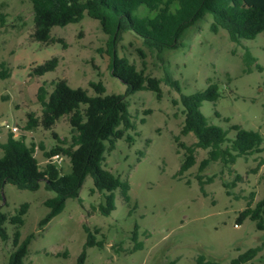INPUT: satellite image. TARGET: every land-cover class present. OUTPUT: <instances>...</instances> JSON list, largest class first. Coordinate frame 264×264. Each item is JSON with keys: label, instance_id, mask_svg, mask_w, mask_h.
Wrapping results in <instances>:
<instances>
[{"label": "rangeland", "instance_id": "374dc122", "mask_svg": "<svg viewBox=\"0 0 264 264\" xmlns=\"http://www.w3.org/2000/svg\"><path fill=\"white\" fill-rule=\"evenodd\" d=\"M0 12L6 17L0 26V63L5 62L11 71L10 78L0 79V143L10 134L4 123L25 127L28 114H41L37 93L44 84L51 93L54 81L66 80L71 88H83L96 96L90 84L102 81L107 94L125 95L127 86L109 68L108 36L98 20L85 13L79 23L54 27L51 36L63 39L65 48L59 42L44 45L31 38L34 11L30 0H0ZM134 14L154 15L146 7ZM212 23L210 13L199 18L185 31L178 48L160 55L145 49L134 33L121 35L119 56L128 58L147 76L163 78L168 73L181 88L178 92L162 83L161 98L149 90L126 98L135 124L129 134L135 142L130 145L126 139L119 140L107 155L105 167L122 181H129L130 203L123 200L118 189L116 210L110 216L101 215L98 206L104 197L91 192L94 184L88 176L80 191L82 202L69 199L64 211L41 228L40 222L48 213L44 202L55 193L44 188L36 192L20 190L12 184L0 190V208L7 215H15L25 203L30 205L20 228L22 239L33 235L24 264H79L87 240L85 226L94 233L98 230L96 237L105 244L104 248H88L84 264H198L200 257L231 264L251 248L264 244V231L257 229L256 222H238L251 200L254 207L264 198V152L240 158L230 168L213 163L200 172L208 151L196 149V165L182 177L176 176L185 151L175 138L179 136L188 146L195 145L196 139L193 134L181 135L184 108L174 101H179L182 94L205 91L209 79L218 84L222 95L218 101L202 105L209 124L228 131L231 140L237 136L232 129L235 125L259 132L264 138V34L236 45L227 31L214 33ZM138 49L144 50V59ZM246 49L257 58L251 72H247L243 60ZM53 57L61 60L55 71L31 76L34 67ZM54 132L61 139H70L68 117L60 119L52 130H34L26 139L28 145L36 146L42 169L48 163L45 151L56 144ZM3 156L0 148V159ZM57 166L63 174L71 172L65 157ZM237 175L241 176L239 181ZM137 225L138 241L144 248L132 251ZM6 228L9 240L0 239V264L8 262L13 250L15 227L7 223ZM247 264H264V250Z\"/></svg>", "mask_w": 264, "mask_h": 264}, {"label": "trees", "instance_id": "16d2710c", "mask_svg": "<svg viewBox=\"0 0 264 264\" xmlns=\"http://www.w3.org/2000/svg\"><path fill=\"white\" fill-rule=\"evenodd\" d=\"M34 11V31L31 38L44 45L56 42L67 45L63 39L51 36V30L56 27H65L69 24L79 23L85 13L101 24L103 32L108 36L107 53L110 56V70L114 77L121 80L126 86L125 95L107 94V88L102 81L91 83L90 86L97 93L90 96L88 90L83 88L73 89L66 80H56L53 91L49 93L46 84L38 89L37 101L41 106L39 116L34 113L27 115L26 129L45 131L52 130L63 117H68L71 126L70 139H61L53 133L56 144L45 157L50 159L61 155L68 159L71 172L63 174L59 167L47 163L42 169L35 155L36 146L28 145L25 137L15 139L9 134L0 148L4 156L0 159V190L7 184H12L20 190L32 192L44 188L55 193L47 199L44 205L48 208L47 215L41 220L40 227L47 226L51 220L60 215L69 199L78 200L80 191L88 176L93 180L92 193H100L104 202L98 206V211L103 216H110L116 210L115 191L120 189L123 200L131 202L129 181H122L110 170L106 169V157L116 149V144L121 139L132 145L135 139L129 131L135 129V124L129 109L127 97L142 91L155 92L162 97L161 84L171 86L181 92L180 84L168 73L163 78L147 76L145 71L139 70L128 58L119 56L118 44L121 35L134 33L142 39L145 49L158 55L166 50L178 48L179 41L187 29L193 26L199 18L212 14L213 23L211 30L219 33L225 30L230 40L236 45H242L243 40H255L264 34V0H30ZM141 7H146L154 15L138 16L134 12ZM5 15L0 12V26L5 22ZM144 59L146 54L143 49H138ZM243 60L247 65V72L256 64L255 58L249 49H246ZM60 58L53 57L33 68L31 76L42 77L55 71L60 65ZM11 77V71L5 62L0 63V79ZM209 86L205 91L192 95H181L175 105L181 104L184 108V124L181 135L193 134L196 143L188 146L180 142V137L175 138L178 147L185 151L184 162L176 176L182 177L193 168L196 163V149L208 151V156L200 164V172L206 170L213 163H221L230 168L240 158L261 154L264 152V138L259 132L245 130L237 125L232 129L237 131L234 140L229 139L228 131L221 127L209 124L202 113L204 102H216L221 98L218 84L209 79ZM151 113V111L146 112ZM145 119H142V123ZM41 148H45L41 145ZM202 183V176H199ZM241 179L237 175V181ZM211 180V179H210ZM235 185V183H233ZM229 189L230 185L224 183ZM203 190V188H202ZM230 195V191H227ZM30 205L23 204L18 212L9 216L0 208V239L9 240L6 224L15 227L13 250L6 264H24L28 255L29 245L33 235L22 239L20 228L25 223V216ZM250 219L257 224V229L264 231V198L254 207L253 201L248 203L238 218L239 224ZM87 240L84 250L79 258V264H84L87 258V249L92 247L104 248V241L97 239L98 230L92 232L89 227H84ZM139 226L133 232L135 247L132 251L142 250L144 244L138 241ZM264 250L262 246L251 248L231 264H247L253 262ZM198 264H218L207 260L205 257L198 259Z\"/></svg>", "mask_w": 264, "mask_h": 264}, {"label": "built area", "instance_id": "2783aa9c", "mask_svg": "<svg viewBox=\"0 0 264 264\" xmlns=\"http://www.w3.org/2000/svg\"><path fill=\"white\" fill-rule=\"evenodd\" d=\"M4 126H6L9 129L10 134L13 135L15 139H21L22 137H31L34 133V130H28L25 127H20L18 125H9L8 123H4ZM64 157L61 155H56L54 157H51L50 159L47 158L48 163H53V164H60L62 163Z\"/></svg>", "mask_w": 264, "mask_h": 264}]
</instances>
